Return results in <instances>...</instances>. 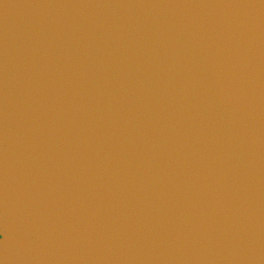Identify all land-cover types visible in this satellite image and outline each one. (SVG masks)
Returning a JSON list of instances; mask_svg holds the SVG:
<instances>
[{
  "label": "water",
  "instance_id": "obj_1",
  "mask_svg": "<svg viewBox=\"0 0 264 264\" xmlns=\"http://www.w3.org/2000/svg\"><path fill=\"white\" fill-rule=\"evenodd\" d=\"M0 264H264V0H0Z\"/></svg>",
  "mask_w": 264,
  "mask_h": 264
},
{
  "label": "snow or ice",
  "instance_id": "obj_2",
  "mask_svg": "<svg viewBox=\"0 0 264 264\" xmlns=\"http://www.w3.org/2000/svg\"><path fill=\"white\" fill-rule=\"evenodd\" d=\"M4 236L2 234H0V241H3Z\"/></svg>",
  "mask_w": 264,
  "mask_h": 264
}]
</instances>
